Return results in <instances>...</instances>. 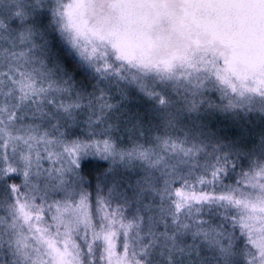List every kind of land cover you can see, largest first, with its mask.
<instances>
[{
    "label": "snow or ice",
    "instance_id": "1",
    "mask_svg": "<svg viewBox=\"0 0 264 264\" xmlns=\"http://www.w3.org/2000/svg\"><path fill=\"white\" fill-rule=\"evenodd\" d=\"M0 264H264V0H0Z\"/></svg>",
    "mask_w": 264,
    "mask_h": 264
}]
</instances>
